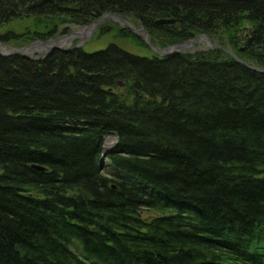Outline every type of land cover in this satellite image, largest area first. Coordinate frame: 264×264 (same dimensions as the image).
<instances>
[{
  "label": "trees",
  "instance_id": "trees-1",
  "mask_svg": "<svg viewBox=\"0 0 264 264\" xmlns=\"http://www.w3.org/2000/svg\"><path fill=\"white\" fill-rule=\"evenodd\" d=\"M105 11L162 43L221 36L264 67V0H0V24L33 19L0 40L50 38ZM0 264H264V71L211 46L0 52Z\"/></svg>",
  "mask_w": 264,
  "mask_h": 264
},
{
  "label": "rangeland",
  "instance_id": "rangeland-1",
  "mask_svg": "<svg viewBox=\"0 0 264 264\" xmlns=\"http://www.w3.org/2000/svg\"><path fill=\"white\" fill-rule=\"evenodd\" d=\"M32 20H33L32 17H18V18L12 19L11 21H9L5 24H0V34L5 32V31H23L24 29H26L28 26L31 25ZM128 21L135 27H141L142 26L139 22L131 19V17H129ZM101 24L102 25L109 24V25H112L113 28L111 30H108V31H101V28L99 26ZM122 25H123V23L119 20H115V19H112L110 17H105L102 21H100L97 24V26L92 30L91 33H90L89 29H85V31L81 32V30L84 28L85 25H72L69 31L63 32V31L59 30V31L55 32L54 35L52 36L53 37L52 40H57V35L65 34L64 36H61V38L63 37V39L66 40V42L63 44L69 45L70 47L73 46L75 43H77L80 40H84V42L81 44V47L85 48L86 50L98 49V48L104 47L107 44L113 42V43L121 45V46H123V47H125V48H127L133 52H136V53L148 54V55H151L154 53L151 46L145 40L146 34L144 32H141L139 34L141 35V37L143 38V41H145V42L139 43L136 40H134L133 38H131L130 36H126V35L121 34V32L119 31V28ZM244 25H246L248 27V26H250V22L246 20ZM75 30H78L80 32L76 33L72 37L71 36L69 37L66 35V34H69L73 31H75ZM192 37H194V36H192ZM37 39H39V38H37ZM43 39H45V38H43ZM151 39H152V36H151ZM156 39L157 40L152 39V42H153L154 46L158 49H164L168 45L172 44V43H162V42H159L160 40H158V38H156ZM211 39L216 44L221 45V43H220L222 40L221 36H218V35H216V37L211 36ZM57 41L59 42L60 39H58ZM28 43H30V42H28ZM28 43H25V44H28ZM25 44L20 43L18 45H14L13 42H3L0 40V47L1 46L19 47V46H22ZM207 46H208L207 38L203 37V36H198L196 39V42L192 46H190L189 49H191V50L204 49V48H207ZM43 52H44V49H41V48H36V49H32L29 51L30 54H42ZM116 89L119 92H123L127 96L128 99H131L133 97L132 93H129L130 91H129L127 85L120 84ZM116 138H117V135L115 133H107L106 136L104 137V151H102V156L100 159V165L106 173H110L114 169L113 165H111V163L109 162V158L107 157V152L114 145ZM141 213L143 214V216L149 218L153 214H155V211L152 209L143 208Z\"/></svg>",
  "mask_w": 264,
  "mask_h": 264
},
{
  "label": "water",
  "instance_id": "water-1",
  "mask_svg": "<svg viewBox=\"0 0 264 264\" xmlns=\"http://www.w3.org/2000/svg\"><path fill=\"white\" fill-rule=\"evenodd\" d=\"M105 17H110L112 19L115 20H119L121 21L125 26L131 28L135 33H141L144 32L145 35V40L146 42L151 46V48L153 49V51L157 54L160 55H165L174 51H179V50H187L190 48V46H192L195 42L198 36H203L206 37L208 40V46L211 47H220L223 48L224 50H226L227 52H229L230 54H232L233 56H235L236 58H238L240 61L244 62L245 64L249 65L250 67L259 70V71H264V67L258 66V65H253V64H249L246 61H244L242 58H240L236 53H234L232 50H230L228 47L222 46L220 44H216L215 42H213V40L211 39V36L209 33L206 32H199L197 34L194 35V37H191L189 39H185L179 42H175L172 43L170 45H168L166 48L164 49H158L154 46L152 39H151V34L149 32V30L144 27L143 25L141 27H135L133 26L125 17V15L121 12H116V11H105L103 12L99 17H97L96 19H94L93 21H91L90 23L86 24L84 26V28L81 30L85 31V29H89L90 33L92 32V30L97 26V24L102 21ZM174 18H168V17H161L158 18L157 21L158 22H165V21H173ZM80 31L75 30L69 34H66L67 36H74L76 33H79ZM63 35H57V40L59 37L64 36ZM52 36L50 38H39V39H35L33 41H30V43L19 46V47H7V46H1L0 47V52L3 54H13V53H21V54H26L32 58H40V57H44L46 56L50 50H52L55 47H60V48H70L69 45H64L62 43H58L57 40H52ZM84 42V40H80L77 43H75L73 46L71 47H79L81 46V44ZM32 48V49H36V48H41L44 49V52L42 54H30L28 49ZM38 167H40L39 165H37Z\"/></svg>",
  "mask_w": 264,
  "mask_h": 264
},
{
  "label": "bare ground",
  "instance_id": "bare-ground-1",
  "mask_svg": "<svg viewBox=\"0 0 264 264\" xmlns=\"http://www.w3.org/2000/svg\"><path fill=\"white\" fill-rule=\"evenodd\" d=\"M70 37V36H69ZM58 39H60V41L58 42V43H65L66 42V40L65 39H63V37L61 38V37H59ZM30 50H32V48H29L28 49V51H30Z\"/></svg>",
  "mask_w": 264,
  "mask_h": 264
}]
</instances>
